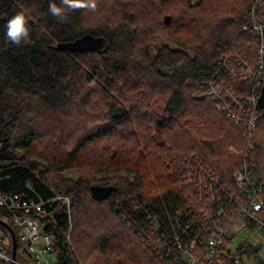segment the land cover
<instances>
[{
	"label": "trees",
	"instance_id": "obj_1",
	"mask_svg": "<svg viewBox=\"0 0 264 264\" xmlns=\"http://www.w3.org/2000/svg\"><path fill=\"white\" fill-rule=\"evenodd\" d=\"M49 2L0 0V203L3 198L29 206L20 213L39 221L55 264H171L146 247L143 236L156 220L159 232L173 237L176 231L182 242L199 238L200 227L189 225L191 215L176 213L191 204L193 184H183L180 173L187 160L230 185L245 130L226 116L212 84L215 89L216 79H225L233 94H244L246 83L232 82L218 63L230 52L251 60L253 38L246 44L242 27L251 12L264 21V0H80L60 20L48 12ZM17 12L30 39L13 46L4 25ZM237 38L243 40L240 48L228 45ZM80 39L88 40L83 49L57 47ZM73 109L81 112L80 127ZM34 116L44 118L41 129ZM64 116L67 121L57 124ZM63 134L73 147L58 149ZM38 141L48 142L46 155L35 151ZM247 153L264 196V128L258 127ZM73 168L82 172L65 178ZM92 186L110 193L100 198ZM84 202L116 224L102 226L94 218L95 232L105 234L88 238ZM5 217L0 206V219ZM246 225L249 231L256 227ZM118 228L124 230L117 234ZM0 235L10 242L1 225ZM163 240L178 258L173 239ZM256 243L242 239L237 250L256 257ZM228 246L221 264H231Z\"/></svg>",
	"mask_w": 264,
	"mask_h": 264
},
{
	"label": "built area",
	"instance_id": "obj_2",
	"mask_svg": "<svg viewBox=\"0 0 264 264\" xmlns=\"http://www.w3.org/2000/svg\"><path fill=\"white\" fill-rule=\"evenodd\" d=\"M252 26L253 31H255V34L259 39L256 50L255 67H252L244 56H228L224 59L242 66L240 71L229 73L228 76L231 78L248 80L251 84V91H255V89H253L254 85L258 83L262 84L264 82V26L258 27L254 23H252ZM251 73H257L258 76L254 77ZM239 112L241 115L236 118L237 124L248 118L257 120L259 116L264 114V110L259 113H254L249 108L242 109L241 107ZM248 133L251 135L249 131ZM241 169H245L249 175L242 177H239L237 174L233 175L234 177L232 176L231 180L234 182V188H231L225 184L223 180H219L220 175L215 174L213 171L207 172L203 165L197 160L196 162L194 161V163H189L187 160L180 166V173H182L183 177L188 179L190 184L195 182L199 177L201 178L199 183L193 187L191 186V189L195 188L196 191H202L205 193L203 202L194 210L198 212L199 218H190L189 220V225L192 227H195V225L200 227L199 238L190 237L185 240L186 245L184 246L185 253L183 256L190 261V264H195V260L197 259L203 260L204 264H221L220 261L226 253L225 251L223 253V248L229 244L230 246L226 247V249L228 252H232L233 250V253L231 254L235 256L234 259L231 260V264H264L263 258H260L257 255L256 257L251 258L252 256L239 253L237 248L235 249L232 244L233 238L237 235H241L243 239L249 238L247 236L249 227L246 225L248 221L255 224L256 227H253V229L256 228L264 232V220L256 215L260 203L264 208V199L261 197L262 189L258 186L259 193L257 195L251 193L252 184L256 185V182L252 178V167L249 162H242ZM209 181H212V185L215 187H219L215 185L217 182L221 183L225 193L233 195L235 199L227 202V204L216 203L213 197L207 192V183ZM253 201L256 203L252 206L250 211L243 210L244 206ZM0 206L5 210V213L9 215L12 225L19 233L18 245H21V247L34 255L37 259L42 257L43 252L50 255L48 253L49 241L42 243L39 239H36L29 246L23 243L40 229L36 217L20 213V211L27 209L29 206H23L18 203H0ZM213 217L216 219H213ZM43 235L46 234H42L41 236ZM212 249L215 250V255H212ZM198 251L201 255L196 257ZM3 256L12 258L10 245L7 246L4 244L3 246L0 244V260ZM15 258H17V255ZM55 262L56 258H53L52 264H55Z\"/></svg>",
	"mask_w": 264,
	"mask_h": 264
},
{
	"label": "bare ground",
	"instance_id": "obj_3",
	"mask_svg": "<svg viewBox=\"0 0 264 264\" xmlns=\"http://www.w3.org/2000/svg\"><path fill=\"white\" fill-rule=\"evenodd\" d=\"M169 17L170 16H165L164 18H169ZM250 18H251V20H249V24L248 25L246 24L245 27L243 26L242 31L248 35L253 36V41L255 40V42H253L252 45L250 46L251 47L250 51H251L253 57L250 60L249 58H247V56L245 54H239V53H233V52L228 53L226 57L235 56V55L244 56L249 61V63L252 65V67H255V65H256V60H255L256 50H257L259 39H258V36L255 34V31H253L252 23H254L258 27H262V26H264V24L261 23L260 21H258L256 17H254V12H251ZM226 57H224V58H226ZM224 58H222L221 59L222 61L220 63H218L219 64L218 67H223L227 77H229L228 76L229 73L238 72L242 69L241 65H239L237 63H231V62L225 60ZM216 73L218 74L220 72H218V70L215 71V74L212 76L214 79H216ZM263 73H264V68H263ZM251 75L254 77L258 76L257 73H251ZM229 78L231 79L232 82L234 80H240L243 84L246 83V85H248V86L246 88H244V90H245L244 94L241 96L240 94H233L232 93L231 88H233V87H231V83L226 82L225 79L224 80H220V78L216 79L219 84H218L217 88H215V89H214L215 86L212 84V95L215 98V100L218 101L220 107L222 108V110H224V112L226 113V116L228 118H230L231 120L234 121L235 124H237L236 118L239 115H241V113L239 112L240 107L242 109H248L249 108L254 113H259L260 111L264 110V100L262 99V94L264 92V82L262 84L258 83L256 85H254L253 89H255V91H251V84L248 80H243L242 78H231V77H229ZM238 87H240V86H238ZM263 120H264V114L259 116L257 118V120H255L253 118H248L247 120H243V121L239 122V124L242 125V127L245 130L244 135L248 138L249 144H250V140L253 139V136L256 133L258 127L264 128V121ZM247 130L251 133V135L248 133ZM243 162H249L251 164V167L253 168L252 160L244 159ZM241 167H242V164L239 167L235 168L232 171L230 176H233L236 174L239 177L248 176L249 173L247 171H245V169L244 170L241 169ZM206 170H207V172L211 171L210 169H206ZM181 175H182V173H181ZM184 176H185V172H184ZM200 179L201 178L199 177L194 183H192L193 186L196 185L197 183H199ZM219 180L222 181L220 178H219ZM253 180L256 182V185L252 184L251 193L253 195H257L259 193V187H261V189H262L261 197L264 199L262 185L260 184V182H257L255 179H253ZM181 181L184 184V183L188 182V179H186V177H183V175H182ZM229 183H230V185L227 183L226 184L229 187L234 188L233 180L230 179ZM215 185L219 186V187L213 186L212 181H209L207 183V187H208L207 192L210 196L213 197V199L216 203L227 204V202H230V201L235 199V197L233 195L225 193V190L223 189V186L221 185V183L217 182ZM204 197H205L204 192L196 191L195 188H193L192 193L190 195V200H189L191 204L186 206V210H184V212L179 211L176 213H179L182 215L191 214L192 219H198L199 214H198V212H196L194 210L198 205H200L203 202ZM1 201L3 203H6L3 198L1 199ZM255 203L256 202H254V201L249 202L246 206L243 207V210L250 211L252 206ZM256 215L260 219L264 220V208L261 205V203L259 205L258 211L256 212ZM150 217L151 216H147V219H149ZM213 219H216V218L213 217ZM175 224L178 226L184 225L182 222H175ZM39 226H40V224H39ZM143 228L145 230H147L149 228V223L147 226H143ZM147 232H148L147 237L143 236V241L146 242V244L149 245L153 250H156L155 252L157 254H159L160 256H164V258H166V259H170L171 264H190V261L186 257L183 256V254L185 253L184 246L186 245V243H185V241L182 242V240H180L176 231L174 232L173 237L171 235H167L165 233L159 232L158 222L156 220H154V223L152 224V228L149 229ZM42 234L43 233L41 232V229H39L37 232H35V234L32 237H29L23 243L29 246L36 239L37 240L39 239L40 242H42V243L49 241L48 253L50 255H52L51 248H50V239L47 235L41 236ZM161 235H163V237H165V238L173 239L170 241V243L171 244L174 243L175 245H177L178 255H179L178 258H175L173 256V253L171 251V246L168 245L169 244L168 242L163 240V237ZM0 237H1L0 244L4 246V243L2 241L3 238L1 235H0ZM18 238H19V236H18ZM183 243H184V245H183ZM10 246H11V236H10ZM22 249H23L24 254L28 257L30 264H47L48 263L46 261V258H45V256H47V254H45V252H43V255L40 259H37L34 255L30 254L23 247H22ZM17 252L18 251H16V255H17ZM200 255H201V253L198 251L196 253V257H199ZM212 255H215L214 249H212ZM234 257L235 256L232 254L227 255V259L233 260ZM13 259L11 257H4L3 256L2 259L0 260L1 261L0 264H23V263L18 262L17 258H15V260H13ZM195 264H204V262L201 259H197V260H195Z\"/></svg>",
	"mask_w": 264,
	"mask_h": 264
},
{
	"label": "rangeland",
	"instance_id": "obj_4",
	"mask_svg": "<svg viewBox=\"0 0 264 264\" xmlns=\"http://www.w3.org/2000/svg\"><path fill=\"white\" fill-rule=\"evenodd\" d=\"M254 14H255V12H254ZM260 15V14H259ZM165 16H170V15H168V14H165L164 15V17ZM255 17V16H254ZM257 20L258 21H260L261 23H263L264 24V21L263 20H261V19H259L258 17H257ZM244 35L247 37V43L246 44H249L250 42H251V38L249 37L250 35H248V34H246V33H244ZM252 38H253V36H252ZM253 40V39H252ZM242 42H243V40L242 39H235L234 40V42L232 43V44H228V45H233V47H235V48H240L241 46H242ZM253 42H255V40L253 41ZM161 74H164V73H162L161 72ZM235 81V80H234ZM248 85H245L244 87L242 86V88H246ZM241 88V87H240ZM61 113H63V112H61ZM72 113L74 114V117H73V119H74V121H77V126L78 127H80L82 124H83V122H81V120L79 119L80 118V116H81V112L78 110V109H73V111H72ZM64 114V113H63ZM67 115H69V114H67ZM48 117V116H47ZM65 117V116H64ZM34 118V121L36 122V123H38V127L40 128L41 127V125H42V121H44V118H42V117H33ZM40 119V120H39ZM65 120L67 121V116L65 117V119H64V121L62 120V121H58L57 122V124H62L63 122H65ZM49 125H51L52 126V124L51 123H49ZM41 129V128H40ZM79 135H80V133H79ZM78 135V136H79ZM244 138H245V146H244V150L242 151V153L240 154V156H239V160H240V162H239V165H238V167L242 164V162H243V160L244 159H250L249 157H248V153H247V151L252 147V139L250 140V144H249V141H248V138L244 135ZM247 138V139H246ZM59 139H60V141H62V143H60V145L58 144V149H63V148H68L69 147V145H70V147H73V144H71L72 143V141L73 140H71L70 139V137H68V136H66L65 134H63L62 136H60L59 137ZM247 140V141H246ZM39 142V146H37V147H35V151H37V152H39L41 155H46V152H45V150L46 149H48V147H49V144H48V142L47 141H38ZM69 144V145H68ZM250 145V146H249ZM40 158L41 157H35V159H36V161L38 162V161H40ZM237 168V167H236ZM82 171H80L79 169H71V170H69V171H66V172H64V174H63V176L65 177V178H67V179H72V178H76V176H78V174L79 173H81ZM48 173H52V172H48ZM232 173V172H231ZM48 176H49V178H51L53 175H50V174H48ZM44 179H46L47 180V178H44ZM95 184H97V183H94L93 185H95ZM66 202H69L68 201V199L66 200ZM39 204H37V205H35V208L38 206ZM83 206V209H82V214H83V217H82V219L83 220H85V222H84V226L82 227V229H86V235H87V237L88 238H91L92 236H95V235H97V233L98 234H102V235H104L105 233H102L101 231L100 232H95V230H96V225H95V222L93 221L94 220V218H97V220H96V222L97 221H103L101 224H102V226H104L105 224H109V225H115L116 224V221H115V219L113 218H109V219H107L105 216H104V213H103V211L101 210V208L100 207H96V206H94V205H90V204H88L87 202H84V204L82 205ZM107 217H111V215H108ZM105 218H106V220H105ZM5 219V221L7 222V223H10L11 222V220H10V218L9 217H5L4 218ZM105 220V221H104ZM106 226V225H105ZM107 230H109V229H111V228H109V227H107L106 228ZM121 230H124V229H122V228H120ZM119 228L117 229V231H116V233L117 234H119V233H121V230H120ZM14 230V229H13ZM16 230V229H15ZM16 232H17V230H16ZM70 232V229L68 228V232L67 233H69ZM14 234H15V232H14ZM10 235V234H9ZM17 235L19 236V234H18V232H17ZM17 235H15V238H16V245H17V239H18V236ZM247 236H249L250 237V239L251 240H254L255 239V241L257 242V243H260V248H258L257 250H254V254H256V255H258L260 258H263L264 259V236H262V234L258 231V229H256V228H254L253 230H251V231H248L247 232ZM242 236L241 235H237L236 237H235V239L233 240V247L236 249V248H238V245H240L241 244V241H242ZM2 241H3V243L5 244V245H10V242H8V239L6 238V237H4L3 239H2ZM145 246L147 245V244H144ZM148 246V245H147ZM146 246V247H147ZM17 249V248H16ZM16 251H18L17 252V260H18V262H20V263H23V264H30L29 263V259H28V257L24 254V252H23V249H22V247H21V245H18V249L16 250ZM15 256H16V253H15ZM77 258H78V260H79V255H78V253H77V256H76ZM45 258H46V261L48 262V263H50V264H52L53 263V254L52 255H47V256H45ZM13 259V258H12ZM82 259V258H81ZM13 260H15V259H13ZM80 261V260H79ZM83 261V260H82ZM80 264V263H79Z\"/></svg>",
	"mask_w": 264,
	"mask_h": 264
},
{
	"label": "clouds",
	"instance_id": "obj_5",
	"mask_svg": "<svg viewBox=\"0 0 264 264\" xmlns=\"http://www.w3.org/2000/svg\"><path fill=\"white\" fill-rule=\"evenodd\" d=\"M79 6L80 0H60L59 4L50 0L48 12L57 20L66 19L68 13ZM4 38L13 46L29 41V30L23 13L17 12L7 19L4 25Z\"/></svg>",
	"mask_w": 264,
	"mask_h": 264
},
{
	"label": "water",
	"instance_id": "obj_6",
	"mask_svg": "<svg viewBox=\"0 0 264 264\" xmlns=\"http://www.w3.org/2000/svg\"><path fill=\"white\" fill-rule=\"evenodd\" d=\"M169 20V18H164V22L167 23ZM88 41L87 40H77V41H69V42H60L59 44H57L58 49L60 50H64L67 52H71L74 51L75 49H83L84 44H86ZM262 99L264 100V92L262 94ZM91 191L93 193V195L96 193L100 196V198H105L109 193H110V189L107 187H99V186H92L91 187ZM0 225L3 226L9 233L11 236V254H12V258L15 259V253H16V238H15V234L13 229L11 228L10 225H8L6 222L2 221L0 219ZM260 243H256L254 244V249L257 250L258 248H260Z\"/></svg>",
	"mask_w": 264,
	"mask_h": 264
}]
</instances>
